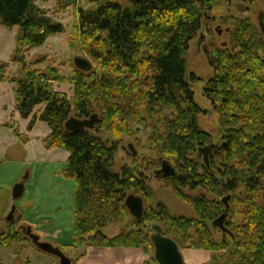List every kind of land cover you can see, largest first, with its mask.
<instances>
[{
    "label": "trees",
    "instance_id": "trees-1",
    "mask_svg": "<svg viewBox=\"0 0 264 264\" xmlns=\"http://www.w3.org/2000/svg\"><path fill=\"white\" fill-rule=\"evenodd\" d=\"M50 1L0 0V26L17 31L10 63L0 64V82L16 85L15 110L22 120L31 119L29 131L39 121L47 124L51 134L45 147L69 154L66 176L76 184L75 240L64 248L80 252L73 264L90 247L154 252L151 224L160 225L164 236L180 248L211 253L210 264H217V259L219 264H264V35L260 28L248 18L224 17L222 23L232 28L231 50L213 43L204 50L214 71L204 97L219 115L217 143L198 124L204 110L195 101L192 84L198 79L187 75L186 55L207 15L219 2L232 0H129L128 6L86 0L95 7L77 9L68 45L91 60L92 70L76 69L68 78L55 65L39 68L48 59L32 63L27 57L50 37L65 32L49 10L37 5ZM10 64L18 66L15 74L7 73ZM54 83L72 85V100L56 92ZM73 114L78 119L93 115L99 119L93 130L71 133L65 123ZM139 130L149 132L146 158L141 166L135 163L115 173L120 144L135 140ZM206 148L208 163L202 152ZM163 162L176 169L174 177L156 173ZM142 168L153 172L197 218L172 216L161 203L150 206ZM184 190H199L212 198L189 197ZM130 194L144 200L140 222L126 206ZM223 198H229L228 213ZM225 213L228 232L219 230L232 244L216 241L213 233V224ZM110 228L121 230L109 237L105 231ZM29 240L13 227L0 234V246L6 248ZM151 261L155 262L153 257Z\"/></svg>",
    "mask_w": 264,
    "mask_h": 264
},
{
    "label": "rangeland",
    "instance_id": "rangeland-1",
    "mask_svg": "<svg viewBox=\"0 0 264 264\" xmlns=\"http://www.w3.org/2000/svg\"><path fill=\"white\" fill-rule=\"evenodd\" d=\"M112 1L123 6L130 4L129 0ZM37 5L41 9L49 10V14L64 26L65 32L50 37L44 46L30 51L27 55L28 60L34 63L48 59L47 63L39 68L44 70L47 66L55 65L60 69L62 76L68 78L77 69L74 64L76 58L81 56L91 61L85 54L81 52L79 55L68 45L76 23L77 9H91L95 6L89 5L86 0H68L59 4L51 0L47 3L39 2ZM228 16L239 19L248 18L260 28L259 23L264 25V0H256L252 5L238 0H232L230 4L219 2L207 15L203 30L190 43L186 55L187 75L193 74L198 79L192 84L195 101L204 110V114L198 117V124L201 129L211 134L217 143L220 140L219 115L204 97V89L214 76V71L208 64L204 50L212 43L219 48L231 50L232 28L221 21L222 18ZM16 34V29L9 30L0 26V64L10 63L16 50ZM17 70V65L10 64L6 71L9 74H15ZM54 90L66 94L69 100H72L74 96L73 86L69 84L54 83ZM15 91L14 83L0 82V117L2 118L0 128H3L0 130V234L6 233L12 227L18 230L22 227H31L33 233L42 242L60 248L69 259L74 261L80 252L64 248L71 247L75 240L76 184L73 179L66 176L69 154L63 149L48 150L45 147L44 142L51 134L47 124L39 121L35 128L29 131L31 119L22 120L15 110ZM76 117L75 114L72 115V118ZM16 132L22 136L21 140ZM148 133L139 130L135 140H125L120 144L113 168L115 173H121L124 167L132 168L135 163L142 165L147 155ZM102 138L106 140L107 136L102 135ZM129 145H133L137 151L136 158L132 157ZM141 173L148 178L150 206L154 208L161 203L172 216L197 218L195 211L168 189L163 182L157 180L153 172H147L142 168ZM20 183L24 184L25 193L21 199L14 201L13 188ZM183 192L193 198L199 196L212 198L199 190L196 192L184 190ZM13 207L16 208L14 220L12 223L7 222ZM209 225L211 226V223ZM120 230V228H110L105 231V234L114 237L120 233ZM213 233L216 241L221 243L226 239L232 244L231 239L228 236L224 237L218 228L213 229ZM180 249L184 250L183 258L188 263L192 250ZM195 251L200 253L197 259L202 264H210V261L208 262L209 252ZM149 253L150 258L153 257L155 260L154 252ZM0 262L3 264H59L57 258L38 251L31 240L23 243L22 247L17 244H13L10 248L0 246ZM219 263L221 259H217V264ZM153 264L158 263L155 260Z\"/></svg>",
    "mask_w": 264,
    "mask_h": 264
},
{
    "label": "water",
    "instance_id": "water-1",
    "mask_svg": "<svg viewBox=\"0 0 264 264\" xmlns=\"http://www.w3.org/2000/svg\"><path fill=\"white\" fill-rule=\"evenodd\" d=\"M260 30L264 35V25L259 23ZM75 67L83 72H89L92 70V64L90 61L84 58H76L74 60ZM99 117L93 115L89 119L70 118L65 123V128L68 132L76 133L82 130H93L98 122ZM129 150L132 152V157H137V151L133 145H129ZM205 153V161L208 163L209 148L202 151ZM158 175H162L166 178H172L176 174V169L168 162H163L160 170L156 172ZM25 193V187L23 183L15 185L13 188V199L18 201L23 197ZM222 202L227 207V213L229 210V198H223ZM126 206L133 219L136 221H142L144 219L145 205L143 198L130 194L126 200ZM16 212V208L13 207L7 222H13V216ZM225 213L220 219L213 224L215 228L220 229L223 233H227V229L224 226L227 218ZM149 229L152 231L151 241L154 246L155 260L158 264H185L180 247L172 239L164 236L163 228L158 224H151ZM22 232L31 240L32 244L41 253L53 256L59 260V264H73V261L69 259L60 248L54 247L51 244L42 242L41 239L33 233L31 227H22Z\"/></svg>",
    "mask_w": 264,
    "mask_h": 264
},
{
    "label": "crops",
    "instance_id": "crops-1",
    "mask_svg": "<svg viewBox=\"0 0 264 264\" xmlns=\"http://www.w3.org/2000/svg\"><path fill=\"white\" fill-rule=\"evenodd\" d=\"M1 97V95H0ZM0 120L2 118L0 117ZM3 128H0V130ZM190 251V250H186ZM182 255L184 250H181ZM199 252L192 250L190 252V261L185 264H202L197 257ZM211 260V253H209ZM207 262V263H208ZM76 264H153L150 255L145 253L142 248H87L83 256Z\"/></svg>",
    "mask_w": 264,
    "mask_h": 264
},
{
    "label": "flooded vegetation",
    "instance_id": "flooded-vegetation-1",
    "mask_svg": "<svg viewBox=\"0 0 264 264\" xmlns=\"http://www.w3.org/2000/svg\"><path fill=\"white\" fill-rule=\"evenodd\" d=\"M9 217V216H8ZM14 217V216H13ZM14 219V218H13ZM12 223V222H11ZM21 231H22V228H21ZM3 234V233H2ZM22 247V246H21ZM1 263V262H0ZM1 264H3V263H1Z\"/></svg>",
    "mask_w": 264,
    "mask_h": 264
}]
</instances>
